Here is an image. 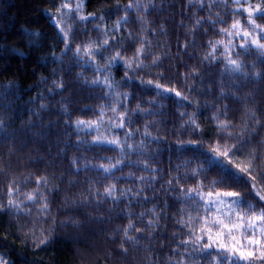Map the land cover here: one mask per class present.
I'll return each mask as SVG.
<instances>
[{
    "label": "trees",
    "instance_id": "trees-1",
    "mask_svg": "<svg viewBox=\"0 0 264 264\" xmlns=\"http://www.w3.org/2000/svg\"><path fill=\"white\" fill-rule=\"evenodd\" d=\"M238 4L0 0V264H264Z\"/></svg>",
    "mask_w": 264,
    "mask_h": 264
},
{
    "label": "rangeland",
    "instance_id": "rangeland-1",
    "mask_svg": "<svg viewBox=\"0 0 264 264\" xmlns=\"http://www.w3.org/2000/svg\"><path fill=\"white\" fill-rule=\"evenodd\" d=\"M238 2L237 10H241L247 16V23L244 25L242 22H238L234 25L232 32L230 33V44H226V49L229 51V47L234 44L240 46H252L264 51V26H261L254 19L256 15L264 13V2L263 0H234ZM232 37V38H231ZM230 49V50H231ZM213 198L212 201H216Z\"/></svg>",
    "mask_w": 264,
    "mask_h": 264
}]
</instances>
